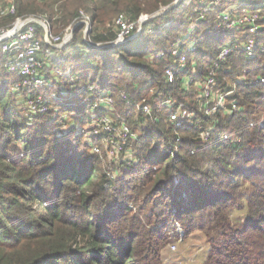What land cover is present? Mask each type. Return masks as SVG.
Segmentation results:
<instances>
[{
    "label": "trees",
    "instance_id": "16d2710c",
    "mask_svg": "<svg viewBox=\"0 0 264 264\" xmlns=\"http://www.w3.org/2000/svg\"><path fill=\"white\" fill-rule=\"evenodd\" d=\"M174 2L15 0V5L19 18L47 20L54 36H63L82 12L88 13L90 42L105 46L118 38L115 20L120 15L136 22ZM247 7L261 12L264 0ZM200 8L198 0H183L158 18L165 23L153 34L148 31L156 20L138 38L114 48L92 47L81 25L63 49V64L47 51L53 48L42 37L39 63L48 67L53 62L62 70L71 66L78 83L72 87L80 93L75 99L67 92L69 83L55 91L22 90L15 97L12 88L22 79L7 69L14 54L0 48V264H166L167 247L180 238L175 225L183 230L182 247L196 235L205 240L202 264H264V120L257 118L264 116V84L251 81L264 77V54L249 58L244 41L220 63L218 88L234 95L215 116L199 114L202 129L187 125L175 130L169 113L158 107L164 94L199 111L196 82L209 74L226 43H236L239 31L217 28L225 4L213 7L205 20L199 19ZM14 21L4 18L0 27ZM34 27L38 36L45 34L41 26ZM259 34L258 42L264 31ZM178 41L197 46L181 71L170 52ZM82 50L89 55H75ZM161 53L165 56L156 59ZM195 64L197 81L187 85ZM169 68L180 75L173 83L166 76ZM244 77L249 80L241 81ZM122 92L129 125L146 116L143 103L151 106L154 120L135 142V157L130 166L123 165L122 178L111 179L120 170L117 165L103 167L85 141L86 132L72 128L59 133L55 110L75 114L72 122L81 125L96 99H118ZM40 98L48 113L26 116L28 103ZM212 124L211 138L204 142L202 133ZM253 173L262 179L246 193L244 182Z\"/></svg>",
    "mask_w": 264,
    "mask_h": 264
},
{
    "label": "rangeland",
    "instance_id": "374dc122",
    "mask_svg": "<svg viewBox=\"0 0 264 264\" xmlns=\"http://www.w3.org/2000/svg\"><path fill=\"white\" fill-rule=\"evenodd\" d=\"M92 1L95 2L96 0H92ZM192 1H195V0H192ZM198 1L200 2L201 5L203 4L202 0H198ZM254 1L257 2V1H261V0H236V1H234V0H223V1H221V3L216 2V0H212V2H208L206 4L208 12L204 13L203 9L200 8L199 19L205 20L207 18V16L210 14L213 7L222 6L225 4L226 9L224 10L223 13H226L228 11L229 12L233 11V13L230 14V16H229L230 19H232V20L241 19L245 15H248L247 17L249 19L255 17V18H257L258 29L260 31H264V24H263L264 10L261 12L260 11L259 12H253L252 10H248L247 5L252 4ZM88 8L91 11L90 12L91 15L93 16L94 15V7H93L92 2L89 4ZM155 15L149 16L150 21L156 20L154 25L152 26V28L149 29V31H148L149 34H153L155 32V28L157 26L165 23L164 19L158 20V18H157L155 20H151L152 17H154ZM219 17H218L217 26L219 25ZM3 20L4 19H2L0 17V23H2ZM14 27H12V28H14ZM12 28H10V30H12ZM192 28H194V27H192ZM92 29L93 28L91 25L90 28L88 29V33L86 35L87 39H86V37H85L86 27L83 28L84 37H85L86 41H88V42H90V33L92 32ZM250 29H251L250 23H247L246 26H244L241 29L235 28L233 31H239V32L237 35L236 43L234 42L231 44H235L239 47H241L239 43H242L245 41L244 42V44H245L247 41V39L245 40V38L248 36V34H245V31L246 30L250 31ZM43 30L45 32V34L42 33L43 36L37 35V38L39 37L38 41L40 43H42L41 42L42 37H46V31L44 28H43ZM135 33H137V32L135 31ZM135 33H134V35H135ZM191 34L193 35V30L190 33V35ZM18 35H20V34H18ZM259 35L260 34L258 33L257 36H259ZM263 41H264V38L261 42H263ZM228 44H229V42L226 43V45H228ZM178 45L182 46L183 48L187 47L185 44V41L175 42L171 45V49H170L171 54H172V51L178 47ZM48 46L53 48V46H50L49 43H48ZM190 46L197 48L196 42H191L188 45V47H190ZM0 48H1V45H0ZM55 50H56V52H55ZM42 51H43V48H41V52ZM47 51L50 52L51 56L56 61H58V63L63 64V61L66 58L65 52L63 50L53 48V50H47ZM83 53H84V58L87 57V55H89L88 50H82L80 52H77L75 55H83ZM258 53L264 54L261 52H257L254 54V56L252 58L256 57ZM193 54L195 55V53H193ZM48 56H50V55H48ZM52 57L48 58V59H53ZM189 58H190V56H188L186 68H187V65L189 62ZM174 61H175V63L178 64L177 59H174ZM52 63L50 62L48 67H44L43 65H41V66L37 65V67H36V70H38L40 73L42 72V77H44V79L47 81V84L44 87L40 88V90L47 87V88H50L51 91H55V90H57V86L59 87V86H62L64 83H69L71 86H69L67 88V92L72 96V98H74V99L77 98L80 95V93L75 92V90L72 87V85H75V86L78 85L77 80L74 79L71 75V73L73 72V68L71 66H67V68L65 70H62L61 68H58V66H54V63L53 64ZM196 65L197 64H195V66H193V72H192L193 77L189 82L186 83L187 85H191L188 83L197 81L195 78V76L198 73V68L196 67ZM174 71L177 72L176 70H174ZM177 76L179 79L180 75L178 74ZM261 78H264V77H260L259 79L251 80V81H253L254 84H256V83H262L263 84V82H261ZM247 80H249V79L245 78V77L241 79V81H243V82L247 81ZM196 83L200 84V82H196ZM14 87L12 88V94L15 97L19 98L18 93L21 92V90H16ZM28 91L29 92H35L38 90L28 89ZM26 92H27V90L25 91V93ZM228 93H230L231 96L234 95V91H231ZM221 94L222 93H217L215 99L219 100V96ZM223 94H226V93L223 92ZM124 96H125V93L122 92L121 97H119L118 99L112 98L109 95H108V97L103 98L101 100L96 99L95 102L93 103V106H92L93 110L88 113V116L85 118V122L81 125H79L75 122H72L73 118H75V116H72V115H75V114H71L70 112L62 113L60 109L55 110V120L57 119V121H58L56 125L59 126V128H58L59 133H62V130H65V129L70 130L72 128H76L79 131H82L84 133L86 132L87 135L85 136V141L89 145L91 152L93 154L97 155L102 160L103 167L105 169H107L108 167H111L112 165H117L118 169H120V170H118V172H116V173H113V175L111 173V175H110L111 179H112V177L114 179H121L122 178L123 165H125L127 167L130 166L132 160L135 157V151H134L135 150V146H134L135 142L139 140V138L142 136L143 131L148 129L149 125L154 120L153 119L154 113L151 109L150 113L146 114V116L144 117L143 120H141L139 118L136 124L129 125V123L126 121L125 117H123L124 111H123V107L121 106L123 104L122 103L123 100L124 101L126 100ZM91 97L92 96L88 97V99H91ZM171 98H173V97H171ZM160 99H161V102H160V104H158V107L164 108L166 112L170 113V110L167 107H164L163 103H162L163 101H166L165 99H167L166 97H164V94H161ZM42 100H43V98H42ZM197 104L199 105V108H201L200 104L199 103H197ZM143 105H146V104L143 103ZM187 105L189 107H192L190 104H187ZM227 105H228V102H226V106ZM45 107L47 110L45 113H42V114L48 113V108L46 105H45ZM26 108H30L28 110L29 113L26 114V116H28V117H31V116L37 117V115H42L41 113H37L34 115L33 104H31V103H28ZM200 114L205 115V113L201 112V111H200ZM136 117L138 118V116H136ZM257 118L259 121L264 120L263 115L257 116ZM34 119L35 118H33L32 121ZM90 122H91V125H89ZM252 167H254V169H255L256 164H254V166H252ZM254 169L249 168L248 170L253 171ZM260 170H262V172H264V165H262L260 167ZM257 174L258 173H253L249 177L250 180H248V179L245 180L244 183H245L246 188H247L246 193H249V192L251 193V189H252L251 184L253 182H255V181L259 182L262 179V178H259L260 175H257ZM247 181H249V182H247ZM175 226L177 227V232L180 234V238L178 239V241L174 240V242H172V244H170L167 247L166 250L168 251V257H166L165 263L166 264H202L205 260L206 251H207V247H206L207 244L205 243V240L202 239L201 236L196 235L193 237V239H191V243L189 245H184L182 247L181 245L184 243L183 230H182L181 226H179V225H175Z\"/></svg>",
    "mask_w": 264,
    "mask_h": 264
},
{
    "label": "built area",
    "instance_id": "2783aa9c",
    "mask_svg": "<svg viewBox=\"0 0 264 264\" xmlns=\"http://www.w3.org/2000/svg\"><path fill=\"white\" fill-rule=\"evenodd\" d=\"M203 1V12H208L207 3L212 2V0H202ZM223 0H216V2L221 3ZM233 11H228L222 13L219 17L218 29H226L233 31L235 28L241 29L250 23V31H245L248 34L247 41L243 46L244 51L248 54V57L252 58L255 53H264V41H257V34L260 32L257 26V18H248L245 15L241 19L232 20L230 19V14ZM13 16L15 17L14 23L9 28L0 27V45L1 49L5 53H13L7 64V69L9 73H17L22 79L15 85L16 90H40L47 84V81L42 77V73L36 70L37 65L41 64L38 61L37 54L41 52V45L37 38V32L35 30L34 23L32 20L34 18H19L17 17V7L15 5V0H8L6 3H0V17L2 19ZM150 15H142L138 21L132 22L128 19L125 14L120 15L115 20V26L118 28V38L113 43L114 47H119L127 44L130 39L134 36L135 31L138 33L141 30L142 23H148L150 20ZM203 19V18H202ZM45 27L50 30L49 23L47 20H41ZM77 25H84L86 27L85 37L88 33V29L92 25L91 16L88 13L82 12L80 20L72 28H69L63 36H54L51 32L50 35V46L55 49L63 50L67 45H69L74 38V29ZM15 26V27H14ZM14 27V28H12ZM12 28V30H10ZM135 33V35L137 34ZM20 34V35H18ZM87 39V37H86ZM88 42V41H87ZM90 43V42H88ZM194 46V45H193ZM186 47L183 48L179 46L172 51V57L178 60L180 65V71L186 68L188 56L196 52V47ZM241 47L235 44L225 45L218 56V61L211 68L209 74L197 84L200 88V94L197 98V103L200 104L199 111L193 110L187 104L178 103L173 98H167L163 101V106L170 110V120L174 124L175 130H180L183 127L190 125L196 129H202L201 119L199 118L200 111L204 112L206 116L213 117L219 110L226 108V102H228V97L230 93L223 94L218 88L217 81V69L220 63H223L231 56L235 51ZM165 54L161 53L156 56V59H162ZM178 73L172 68L167 69L166 76L170 83L178 80ZM192 78L186 79V83ZM261 82L264 84V78H261ZM188 83V84H192ZM217 93H222L219 96V100H216ZM125 97V96H124ZM126 99V97H125ZM41 99L32 100L29 103L33 104L34 115L37 113H45L46 107L41 102ZM30 109V108H29ZM232 109L237 112L238 106L234 103L232 104ZM151 111V106L146 104L143 106L144 114H149ZM233 111V112H234ZM214 131V124L210 125L202 133V138L204 142H208L211 138L212 132ZM180 140V139H179ZM175 157V155H174Z\"/></svg>",
    "mask_w": 264,
    "mask_h": 264
},
{
    "label": "water",
    "instance_id": "95a60500",
    "mask_svg": "<svg viewBox=\"0 0 264 264\" xmlns=\"http://www.w3.org/2000/svg\"><path fill=\"white\" fill-rule=\"evenodd\" d=\"M182 1H183V0H175V2H174L173 5H171V6L167 7V8L162 9V10H161L160 12H158L154 17H152L151 20H155V19H157V18H159V17H161V16H164V15L168 14V13L171 12L172 10L176 9V8L181 4ZM32 21H33L34 23H36L37 25H39V26H41L42 28L45 29V31H46V37H45V39H46V43H47V44L50 43V40H51V38H50V35H51L50 30L47 29V28L45 27L44 23H43L40 19H36V18H34ZM149 21H150V20H149ZM146 24H147V23H142V24H141V27H140V28H141L140 32H138L136 35H134L130 40H133V39L138 38V37L143 33V28H144V26H145ZM79 26H80V25H77L76 28H78ZM76 28H75V29H76ZM75 29H74V30H75ZM89 44H90L92 47H96V48H100V49L114 48V46H115V45H113V44L105 45V46H94L92 43H89Z\"/></svg>",
    "mask_w": 264,
    "mask_h": 264
}]
</instances>
